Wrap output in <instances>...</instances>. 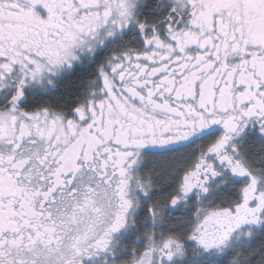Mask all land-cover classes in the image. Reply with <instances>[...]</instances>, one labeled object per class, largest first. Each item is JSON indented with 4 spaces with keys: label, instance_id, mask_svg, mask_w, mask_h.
I'll return each instance as SVG.
<instances>
[{
    "label": "snow or ice",
    "instance_id": "snow-or-ice-1",
    "mask_svg": "<svg viewBox=\"0 0 264 264\" xmlns=\"http://www.w3.org/2000/svg\"><path fill=\"white\" fill-rule=\"evenodd\" d=\"M0 264H264V0H0Z\"/></svg>",
    "mask_w": 264,
    "mask_h": 264
}]
</instances>
